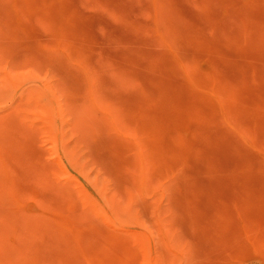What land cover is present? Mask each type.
<instances>
[{
    "label": "rangeland",
    "instance_id": "rangeland-1",
    "mask_svg": "<svg viewBox=\"0 0 264 264\" xmlns=\"http://www.w3.org/2000/svg\"><path fill=\"white\" fill-rule=\"evenodd\" d=\"M0 264H264V0H0Z\"/></svg>",
    "mask_w": 264,
    "mask_h": 264
}]
</instances>
